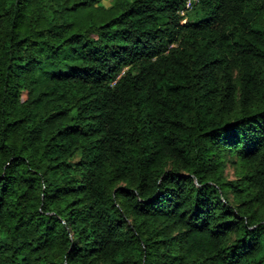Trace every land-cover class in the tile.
I'll return each instance as SVG.
<instances>
[{
	"label": "trees",
	"instance_id": "trees-1",
	"mask_svg": "<svg viewBox=\"0 0 264 264\" xmlns=\"http://www.w3.org/2000/svg\"><path fill=\"white\" fill-rule=\"evenodd\" d=\"M184 10L0 0V264H264V0Z\"/></svg>",
	"mask_w": 264,
	"mask_h": 264
},
{
	"label": "rangeland",
	"instance_id": "rangeland-1",
	"mask_svg": "<svg viewBox=\"0 0 264 264\" xmlns=\"http://www.w3.org/2000/svg\"><path fill=\"white\" fill-rule=\"evenodd\" d=\"M106 5H110L109 1H105ZM236 166L232 163H229L226 169L225 176L228 180H236L238 178V175L236 174Z\"/></svg>",
	"mask_w": 264,
	"mask_h": 264
},
{
	"label": "built area",
	"instance_id": "built-area-1",
	"mask_svg": "<svg viewBox=\"0 0 264 264\" xmlns=\"http://www.w3.org/2000/svg\"><path fill=\"white\" fill-rule=\"evenodd\" d=\"M199 0H185V10L182 12V15L192 10L193 6L196 5ZM186 22V20H184Z\"/></svg>",
	"mask_w": 264,
	"mask_h": 264
}]
</instances>
